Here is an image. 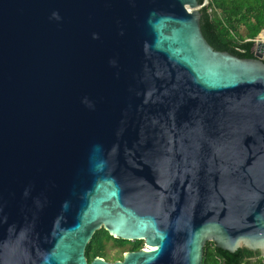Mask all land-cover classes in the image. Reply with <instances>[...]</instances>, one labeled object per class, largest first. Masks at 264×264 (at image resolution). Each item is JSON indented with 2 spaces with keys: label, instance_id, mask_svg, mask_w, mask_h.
<instances>
[{
  "label": "water",
  "instance_id": "1",
  "mask_svg": "<svg viewBox=\"0 0 264 264\" xmlns=\"http://www.w3.org/2000/svg\"><path fill=\"white\" fill-rule=\"evenodd\" d=\"M198 5L0 0V264L264 260V56ZM99 228L151 249L87 262Z\"/></svg>",
  "mask_w": 264,
  "mask_h": 264
},
{
  "label": "trees",
  "instance_id": "2",
  "mask_svg": "<svg viewBox=\"0 0 264 264\" xmlns=\"http://www.w3.org/2000/svg\"><path fill=\"white\" fill-rule=\"evenodd\" d=\"M197 2L200 4L201 0ZM199 27L203 38L214 50L249 58L252 56L253 41L263 36L259 32L264 30V0H208L206 6L199 8ZM263 48L264 41H261L258 49ZM108 241L115 247L126 246V251L137 250L143 244L142 240L113 238L99 228L84 247L86 261L93 257L103 258L106 255L104 246ZM201 264H264V260L259 254L252 256L250 253L221 251L212 242L206 241Z\"/></svg>",
  "mask_w": 264,
  "mask_h": 264
},
{
  "label": "rangeland",
  "instance_id": "3",
  "mask_svg": "<svg viewBox=\"0 0 264 264\" xmlns=\"http://www.w3.org/2000/svg\"><path fill=\"white\" fill-rule=\"evenodd\" d=\"M241 33H243V28H241ZM259 43V42H257ZM256 49L262 54L264 55V48L262 50L258 49V44ZM146 246L142 244L141 248H145ZM104 251L106 253V255L103 257L104 260L106 261H114V260H120L118 259L119 257L121 258L122 254L124 252H126V246L119 248V247H115L111 244L110 241H108L105 246H104Z\"/></svg>",
  "mask_w": 264,
  "mask_h": 264
},
{
  "label": "built area",
  "instance_id": "4",
  "mask_svg": "<svg viewBox=\"0 0 264 264\" xmlns=\"http://www.w3.org/2000/svg\"><path fill=\"white\" fill-rule=\"evenodd\" d=\"M208 3V0H201V3L198 5V8L202 7V6H206Z\"/></svg>",
  "mask_w": 264,
  "mask_h": 264
},
{
  "label": "bare ground",
  "instance_id": "5",
  "mask_svg": "<svg viewBox=\"0 0 264 264\" xmlns=\"http://www.w3.org/2000/svg\"><path fill=\"white\" fill-rule=\"evenodd\" d=\"M261 41H264V36L261 37L260 40H258L257 42H261ZM145 249H151L150 247L146 246Z\"/></svg>",
  "mask_w": 264,
  "mask_h": 264
}]
</instances>
